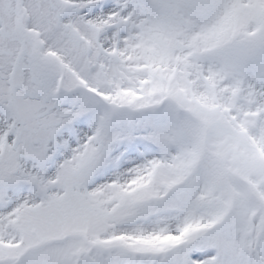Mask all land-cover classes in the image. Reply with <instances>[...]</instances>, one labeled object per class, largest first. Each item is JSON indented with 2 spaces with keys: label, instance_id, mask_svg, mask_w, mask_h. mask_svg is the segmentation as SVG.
Instances as JSON below:
<instances>
[{
  "label": "snow or ice",
  "instance_id": "6c2138e0",
  "mask_svg": "<svg viewBox=\"0 0 264 264\" xmlns=\"http://www.w3.org/2000/svg\"><path fill=\"white\" fill-rule=\"evenodd\" d=\"M0 264H264V0H0Z\"/></svg>",
  "mask_w": 264,
  "mask_h": 264
}]
</instances>
